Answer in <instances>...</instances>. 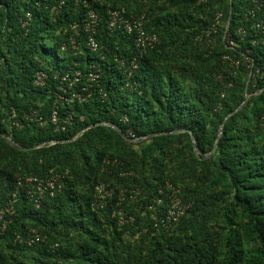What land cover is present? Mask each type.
<instances>
[{"label":"trees","instance_id":"obj_1","mask_svg":"<svg viewBox=\"0 0 264 264\" xmlns=\"http://www.w3.org/2000/svg\"><path fill=\"white\" fill-rule=\"evenodd\" d=\"M36 1L0 0V66L8 71L6 76L0 72V209L19 179L60 175L64 183L53 196H43L38 208L26 189H19L16 214L0 235V264H264V35L251 29L253 20L247 17L255 6L256 19L264 20V0H232L227 28L229 0H86L98 15L96 38L106 48L104 60L83 44L80 55L60 51L68 24L78 23L85 37L81 3L66 0L61 14L51 19L44 6L58 0L40 7ZM107 7L144 14L145 29L159 39L138 58L129 81L113 56L127 60L135 53L121 31L107 30ZM25 11L32 13V21L24 35L18 20ZM217 12L222 19L214 37L195 42L197 34L215 23ZM239 28L246 31L243 39L236 33ZM223 55L242 63L229 77L230 88L215 79ZM92 65L101 69L98 86L89 88L81 103L57 102L60 116L69 113L73 120L66 130L54 131L47 119L57 80L36 88L35 73L84 74ZM246 85V104L224 121L243 103ZM38 105L41 125L8 130L1 123L13 112L19 119ZM104 123L115 125L128 139V131L141 139L188 130L194 146L186 132L127 142ZM1 135L23 148L66 142L21 152ZM215 144L216 151L203 160ZM100 182L113 187L114 195L99 215L93 206L94 186ZM119 189L126 190L121 207L135 218L120 227L111 216ZM134 189L140 195L131 201ZM171 192L192 206L170 229H157L147 207L163 200L156 207V216H163ZM30 228L44 241L25 244ZM53 244L58 245L54 252L49 250Z\"/></svg>","mask_w":264,"mask_h":264},{"label":"built area","instance_id":"obj_2","mask_svg":"<svg viewBox=\"0 0 264 264\" xmlns=\"http://www.w3.org/2000/svg\"><path fill=\"white\" fill-rule=\"evenodd\" d=\"M52 0H39L36 1V7H40L42 3L51 2ZM66 0H58L52 4H47L44 6V11H46L51 19H55L62 12V9L65 5ZM106 0H93L95 3L102 4ZM78 3L82 4V7L85 10V18L82 23V30L85 33V37L82 38L80 34V26L78 23H71L66 26L63 30V35H67L66 40L62 41L60 45L61 52H67L70 50L72 56L80 55L83 52L81 44H83L84 49L89 50L91 53H97L101 60L105 58L106 48L97 41V32H98V15L97 13L90 8L89 3L86 0H75V5ZM198 4H206L207 0H197ZM259 10L258 7L253 6L247 12V17L249 20H253L251 23V29L259 32L264 35V20L256 19V12ZM107 20L106 28L109 32L121 31L132 44V49L135 55H132L129 59L125 60L121 55H114L113 59L117 64L118 69L122 70L123 75H125L127 81H129L133 74L138 68L137 60L147 53L148 50L155 48L159 44L158 37L149 33L145 29L147 24V19L144 14L133 15L126 12L123 7L117 8H106ZM222 19V14L217 12L214 17V24L206 29L201 31L194 37V41L198 42L205 38L212 39L216 33V25L220 23ZM32 21V13L25 11L23 16L18 20V26L23 30L24 35L27 33L29 26ZM227 25L225 26V28ZM237 35L240 38H244L246 31L244 28H239L236 31ZM59 34V33H58ZM226 36H223V41H225ZM230 48L232 45L231 41H228ZM241 61L235 56L223 55L220 59L221 71L215 75V79L221 83L225 88H230L232 86V81L229 79L232 76L237 68L241 65ZM92 70H87L86 73L82 74L81 71H67L64 74L59 72H54L50 76L46 71H37L34 75L33 86L36 88H43L50 82V78L57 80V85L54 90L51 91L55 99L52 101V108L48 116V122L53 126L54 131H64L68 126L72 124L73 117L69 113H66L60 116L58 112L57 102L61 105L67 104L71 105L73 102L81 103L89 95L88 90L93 85L98 86V78L101 74V69L99 66L92 65ZM225 80H228L225 82ZM128 85V83L126 84ZM132 89V87H131ZM50 90L47 91L49 93ZM100 95L103 98L100 91ZM44 100L48 96H43ZM264 118V117H262ZM43 118L41 115V105H38L37 108H30L27 112H24L19 119L16 118L15 113L13 112L10 115H7L1 120V123L8 125V130L15 128L16 130H21L24 126H30L32 123L43 124ZM123 123L127 122L126 118L122 119ZM264 124V119H263ZM128 135L131 138V141H135L137 138L128 131ZM116 161L113 160L111 164L113 165ZM105 163H109L105 161ZM64 183V178L60 175H51L47 178L40 177H28L24 180H17V184L12 192L10 198L0 209V235L5 231L6 225L10 223L11 217L14 216L15 208L14 205L18 201V192L19 189H26V195L29 200L33 203L35 208L39 207L41 199L46 194L53 196L54 192L57 189H60ZM167 190L171 189L170 184L166 185ZM95 192V204L93 206L94 211L100 215L101 210H104L109 201L114 195L113 187H110L108 183L100 182L94 186ZM117 195V200L115 202L114 208L111 210V216L115 218L117 225L124 226L126 224H132L135 221L133 216H127L121 204L124 202L125 198V189H119ZM161 190H159V193ZM177 193V192H176ZM175 192H171L169 196V203L166 204L165 213L159 218L156 211L157 206L163 204V200L157 199L155 203L149 205L147 210L151 215L150 219L154 222L153 226L157 229L162 228L164 230L170 229L174 223L179 221L182 217L187 215V212L190 210L192 203L183 202L180 198L177 197ZM129 200L134 201L139 195L140 191L134 189L129 192ZM157 214V216H156ZM28 236L25 240L16 237L15 241L21 243L24 241L25 244H37L44 241V238L40 237L36 229H28ZM23 240V241H22ZM58 248L57 244L49 246V250L54 252Z\"/></svg>","mask_w":264,"mask_h":264},{"label":"water","instance_id":"obj_3","mask_svg":"<svg viewBox=\"0 0 264 264\" xmlns=\"http://www.w3.org/2000/svg\"><path fill=\"white\" fill-rule=\"evenodd\" d=\"M231 15H232V0H229V9H228V16H227V21H226V25L228 27L230 21H231ZM226 27V28H227ZM250 94L247 93V85H246V88H245V98H244V101L243 103L237 108L235 109L232 113H230L229 115L226 116V118L224 119V121L230 116L232 115L233 113L237 112L238 110H240L247 102L248 98H249ZM104 126H108L110 127L111 129H113L123 140L127 141V142H139L141 140H145V139H148V138H151L155 135H162V134H178V133H188L190 135V139H191V144L194 146V138H193V134L188 131V130H178V131H174L172 133H157V134H150L146 137H143L141 139H136L135 141H131L130 139H128L115 125H112V124H109V123H104L102 124ZM85 131L82 130L81 132H79L74 138H72L71 140L69 141H74L76 140L77 138H79L81 136V134ZM221 131H222V128L220 126L219 128V134H218V137L221 135ZM1 137L6 140V142L15 150H18V151H21V152H27V151H32V150H35L37 148H40L44 145H53L55 143H65L66 141H49V142H45V143H42L40 145H37V146H34V147H31V148H23L21 146H19L17 143H15L9 136H4V135H1ZM216 151V144L213 146L212 150L205 154L204 157H203V160L206 159V158H209L214 152ZM194 153L196 155H200V152L196 149H194Z\"/></svg>","mask_w":264,"mask_h":264},{"label":"rangeland","instance_id":"obj_4","mask_svg":"<svg viewBox=\"0 0 264 264\" xmlns=\"http://www.w3.org/2000/svg\"><path fill=\"white\" fill-rule=\"evenodd\" d=\"M224 10H225V8H224ZM46 47H47V49L49 50V53H50V47L48 46V44H47ZM0 72H1V75H5V76L8 74L7 68L4 65L0 66ZM25 262L28 263V264H33L30 261L27 262V260H25Z\"/></svg>","mask_w":264,"mask_h":264},{"label":"crops","instance_id":"obj_5","mask_svg":"<svg viewBox=\"0 0 264 264\" xmlns=\"http://www.w3.org/2000/svg\"><path fill=\"white\" fill-rule=\"evenodd\" d=\"M217 5H218V8L220 9L221 8L220 7L221 3H219V1H218ZM221 11H222V9H221ZM0 110H1V106H0Z\"/></svg>","mask_w":264,"mask_h":264}]
</instances>
